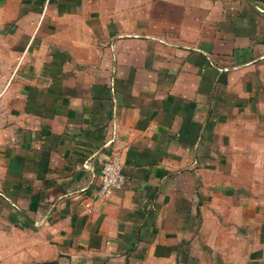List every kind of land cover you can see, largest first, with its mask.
<instances>
[{
  "label": "crops",
  "instance_id": "0c3cea01",
  "mask_svg": "<svg viewBox=\"0 0 264 264\" xmlns=\"http://www.w3.org/2000/svg\"><path fill=\"white\" fill-rule=\"evenodd\" d=\"M40 25L0 81V264H264V0H52Z\"/></svg>",
  "mask_w": 264,
  "mask_h": 264
},
{
  "label": "rangeland",
  "instance_id": "374dc122",
  "mask_svg": "<svg viewBox=\"0 0 264 264\" xmlns=\"http://www.w3.org/2000/svg\"><path fill=\"white\" fill-rule=\"evenodd\" d=\"M51 1L0 0V81L8 75L7 66L19 60L14 52H22L41 27L42 13ZM4 86L0 85V92Z\"/></svg>",
  "mask_w": 264,
  "mask_h": 264
},
{
  "label": "built area",
  "instance_id": "2783aa9c",
  "mask_svg": "<svg viewBox=\"0 0 264 264\" xmlns=\"http://www.w3.org/2000/svg\"><path fill=\"white\" fill-rule=\"evenodd\" d=\"M126 181L123 164L118 154L112 153L102 163L100 196L108 198L115 190L123 188Z\"/></svg>",
  "mask_w": 264,
  "mask_h": 264
}]
</instances>
